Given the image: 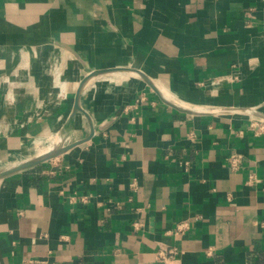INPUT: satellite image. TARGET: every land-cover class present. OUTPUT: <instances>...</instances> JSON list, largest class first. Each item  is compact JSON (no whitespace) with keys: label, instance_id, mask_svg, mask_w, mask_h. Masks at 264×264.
<instances>
[{"label":"crops","instance_id":"0c3cea01","mask_svg":"<svg viewBox=\"0 0 264 264\" xmlns=\"http://www.w3.org/2000/svg\"><path fill=\"white\" fill-rule=\"evenodd\" d=\"M240 108L264 116V0H0V173L72 145L0 176V264H264Z\"/></svg>","mask_w":264,"mask_h":264},{"label":"built area","instance_id":"2783aa9c","mask_svg":"<svg viewBox=\"0 0 264 264\" xmlns=\"http://www.w3.org/2000/svg\"><path fill=\"white\" fill-rule=\"evenodd\" d=\"M253 117L250 119L249 127L253 133L257 136L264 134V116L252 113ZM244 155L241 153H232L228 156V166L231 170L237 171L241 169L243 165ZM256 181L255 174L251 173L247 180L248 184H252ZM187 222H180L176 226V232H183L187 228ZM182 254L181 249L178 246H169L168 248L161 249L158 252V259L161 264H174L179 260L180 255ZM30 263H37L33 260H28Z\"/></svg>","mask_w":264,"mask_h":264},{"label":"water","instance_id":"95a60500","mask_svg":"<svg viewBox=\"0 0 264 264\" xmlns=\"http://www.w3.org/2000/svg\"><path fill=\"white\" fill-rule=\"evenodd\" d=\"M87 79L88 78H85L81 82V84L79 86V89H78V92H77V98L79 97L80 92H81V89H82V87H83V85H84V83L86 82ZM240 110L246 111V112H252V113L260 114V112H258L255 108H240ZM260 115H262V114H260ZM71 146L72 145L70 144V145L64 146L62 148H57V149H54V150H52L51 152H49L47 154H44L43 156H40L38 158L29 160V161H26V162H23V163H21V164H19L17 166H14L13 168H10V169L6 170V172L0 173V176H3L5 174H7L9 172H12V171H15V170L23 169V168H26V167L33 166L35 164H38L40 162L46 161L47 159H49V158H51L53 156H56V155H58V154H60V153H62L64 151L68 150L69 148H71Z\"/></svg>","mask_w":264,"mask_h":264},{"label":"bare ground","instance_id":"6f19581e","mask_svg":"<svg viewBox=\"0 0 264 264\" xmlns=\"http://www.w3.org/2000/svg\"><path fill=\"white\" fill-rule=\"evenodd\" d=\"M162 91V94H163V96L167 99V100H169V101H172V102H174V103H176V104H178V105H180V106H185L184 108H191V106H189V105H187V104H184V103H181V101L180 102H178L176 99H174L173 98V96L170 94V93H168V92H166V91H163V90H161ZM183 104V105H182ZM192 109H194V110H201L202 108H200V107H194V108H192ZM55 141L56 142H59L60 140H59V138H56L55 139ZM55 142V143H56ZM56 145V144H55ZM47 149V148H46ZM45 150V149H44ZM44 152V151H43ZM42 154V153H41Z\"/></svg>","mask_w":264,"mask_h":264},{"label":"rangeland","instance_id":"374dc122","mask_svg":"<svg viewBox=\"0 0 264 264\" xmlns=\"http://www.w3.org/2000/svg\"><path fill=\"white\" fill-rule=\"evenodd\" d=\"M59 140H60V138H59Z\"/></svg>","mask_w":264,"mask_h":264}]
</instances>
